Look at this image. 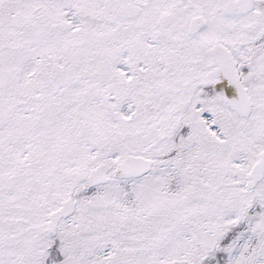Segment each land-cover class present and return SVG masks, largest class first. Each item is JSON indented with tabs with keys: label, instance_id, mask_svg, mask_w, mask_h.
Returning a JSON list of instances; mask_svg holds the SVG:
<instances>
[{
	"label": "snow or ice",
	"instance_id": "obj_1",
	"mask_svg": "<svg viewBox=\"0 0 264 264\" xmlns=\"http://www.w3.org/2000/svg\"><path fill=\"white\" fill-rule=\"evenodd\" d=\"M0 264H264V0H0Z\"/></svg>",
	"mask_w": 264,
	"mask_h": 264
}]
</instances>
